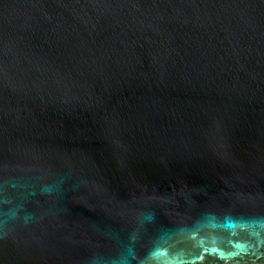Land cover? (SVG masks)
Here are the masks:
<instances>
[{"label":"water","instance_id":"1","mask_svg":"<svg viewBox=\"0 0 264 264\" xmlns=\"http://www.w3.org/2000/svg\"><path fill=\"white\" fill-rule=\"evenodd\" d=\"M0 264H264V0H0Z\"/></svg>","mask_w":264,"mask_h":264}]
</instances>
